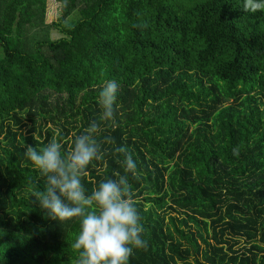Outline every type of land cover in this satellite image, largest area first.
<instances>
[{"label": "trees", "instance_id": "16d2710c", "mask_svg": "<svg viewBox=\"0 0 264 264\" xmlns=\"http://www.w3.org/2000/svg\"><path fill=\"white\" fill-rule=\"evenodd\" d=\"M106 79L118 125L82 182L128 176L146 241L128 264H264V12L242 0H0V264H75L78 223L39 208L23 153L70 148Z\"/></svg>", "mask_w": 264, "mask_h": 264}, {"label": "clouds", "instance_id": "9594fccd", "mask_svg": "<svg viewBox=\"0 0 264 264\" xmlns=\"http://www.w3.org/2000/svg\"><path fill=\"white\" fill-rule=\"evenodd\" d=\"M242 10L264 12V0H242ZM114 79L102 82L97 94L98 118L75 134L64 150L57 139L40 147L28 145L24 156L44 178L36 193L39 208L58 223L75 220L78 230L70 247L76 252L75 264H128L134 249L146 245L143 225L127 175L116 174L100 179L86 189L82 178L87 168L103 154L101 135L104 126L117 127V89ZM123 156L124 172L134 176L137 163L121 145L115 149ZM232 154L238 155L233 147Z\"/></svg>", "mask_w": 264, "mask_h": 264}, {"label": "rangeland", "instance_id": "374dc122", "mask_svg": "<svg viewBox=\"0 0 264 264\" xmlns=\"http://www.w3.org/2000/svg\"><path fill=\"white\" fill-rule=\"evenodd\" d=\"M59 9L54 1H50L47 8L46 20L47 22L55 21L59 17ZM78 14L75 13L71 18H68L67 22L74 23L77 20ZM52 38H58L60 36L56 31L52 32ZM24 130V129H23Z\"/></svg>", "mask_w": 264, "mask_h": 264}]
</instances>
